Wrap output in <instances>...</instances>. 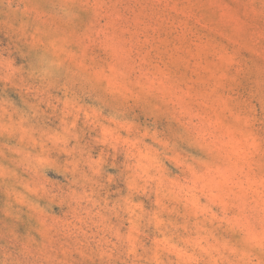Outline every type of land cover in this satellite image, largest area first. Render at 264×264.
<instances>
[{"label":"clouds","instance_id":"1","mask_svg":"<svg viewBox=\"0 0 264 264\" xmlns=\"http://www.w3.org/2000/svg\"><path fill=\"white\" fill-rule=\"evenodd\" d=\"M0 264H264V0H0Z\"/></svg>","mask_w":264,"mask_h":264}]
</instances>
